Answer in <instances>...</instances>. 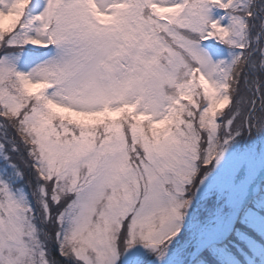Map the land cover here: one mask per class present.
Wrapping results in <instances>:
<instances>
[{
	"label": "snow or ice",
	"instance_id": "1",
	"mask_svg": "<svg viewBox=\"0 0 264 264\" xmlns=\"http://www.w3.org/2000/svg\"><path fill=\"white\" fill-rule=\"evenodd\" d=\"M0 264H264V0H0Z\"/></svg>",
	"mask_w": 264,
	"mask_h": 264
},
{
	"label": "rangeland",
	"instance_id": "2",
	"mask_svg": "<svg viewBox=\"0 0 264 264\" xmlns=\"http://www.w3.org/2000/svg\"><path fill=\"white\" fill-rule=\"evenodd\" d=\"M5 22L7 23L8 21L6 20Z\"/></svg>",
	"mask_w": 264,
	"mask_h": 264
}]
</instances>
